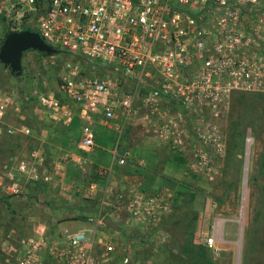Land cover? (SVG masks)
Here are the masks:
<instances>
[{
	"label": "rangeland",
	"instance_id": "374dc122",
	"mask_svg": "<svg viewBox=\"0 0 264 264\" xmlns=\"http://www.w3.org/2000/svg\"><path fill=\"white\" fill-rule=\"evenodd\" d=\"M48 2L36 0L34 9L16 16L0 0V47L13 22L36 29ZM66 61L76 64L81 75L95 68L60 50L24 51L19 73L0 61V91L14 101L5 120L13 124L21 115L31 128L30 135L0 131V264L1 247L17 235H32L34 225L45 226L48 244L63 240L55 228L63 221L98 229L93 250L99 264H167L166 254L185 257L188 264H264V94L232 96L219 120L222 152L214 157L210 174H202L192 168V118L181 123L183 151L160 135L163 119L180 109L167 102L156 109L139 97L129 118L116 120L120 131L94 114L95 141L87 149L79 146L85 123L79 117L67 126L46 119L30 93L38 88L61 96ZM112 77L119 80L120 74L112 72ZM130 86L129 81L122 84L121 92ZM35 150L42 158L38 173L49 180L31 184L13 167L22 159L35 161ZM125 151L129 154L119 163ZM11 169L18 193L9 190ZM140 195L154 201L137 202ZM208 238H213L211 245ZM41 256L42 264H56L47 249Z\"/></svg>",
	"mask_w": 264,
	"mask_h": 264
},
{
	"label": "built area",
	"instance_id": "2783aa9c",
	"mask_svg": "<svg viewBox=\"0 0 264 264\" xmlns=\"http://www.w3.org/2000/svg\"><path fill=\"white\" fill-rule=\"evenodd\" d=\"M6 1L7 11L16 16L36 5V0ZM13 24L14 31L21 30ZM34 31L57 50L94 63L88 75H81L76 64L66 61L58 86L61 96L38 88L30 93L49 121L67 126L77 116L85 122L79 144L84 149L94 145V114L120 131L116 120L129 118L139 97L156 109L167 102L180 109L163 119L161 137L183 151L186 133L181 123L192 118V168L210 174L214 157L222 152L219 120L232 96L264 94V0H49ZM99 66L106 71H98ZM112 72L120 74L119 80ZM128 81L130 88L121 92ZM13 105L11 94L0 91V131L30 135L21 115L16 123L6 122ZM126 154L118 155L119 163L125 162ZM31 156L35 161L22 159L14 170L31 184L47 182L49 177L38 173V151ZM14 170L7 172L9 190L18 193ZM139 200L154 201L148 195ZM32 229V235H17L1 247L4 264H42L45 249L56 264H99L93 250L96 227L64 229V239L50 244L45 226ZM207 241L211 245L213 238Z\"/></svg>",
	"mask_w": 264,
	"mask_h": 264
},
{
	"label": "water",
	"instance_id": "95a60500",
	"mask_svg": "<svg viewBox=\"0 0 264 264\" xmlns=\"http://www.w3.org/2000/svg\"><path fill=\"white\" fill-rule=\"evenodd\" d=\"M28 49H36L45 53H56L58 51L48 45L34 30H15L4 37L0 47V61L6 66L8 65L12 72L19 73L22 53Z\"/></svg>",
	"mask_w": 264,
	"mask_h": 264
},
{
	"label": "trees",
	"instance_id": "16d2710c",
	"mask_svg": "<svg viewBox=\"0 0 264 264\" xmlns=\"http://www.w3.org/2000/svg\"><path fill=\"white\" fill-rule=\"evenodd\" d=\"M25 29H30L28 27H21V30H25ZM31 30H35V29H31ZM14 31L13 29H9L6 30L3 34V37H5L7 34H9L10 32ZM75 119V117H74ZM73 119V120H74ZM8 205H10V202H7ZM166 262L167 264H188L187 258L182 257V256H176V255H172V254H166Z\"/></svg>",
	"mask_w": 264,
	"mask_h": 264
},
{
	"label": "crops",
	"instance_id": "0c3cea01",
	"mask_svg": "<svg viewBox=\"0 0 264 264\" xmlns=\"http://www.w3.org/2000/svg\"><path fill=\"white\" fill-rule=\"evenodd\" d=\"M84 224L86 223L81 224L80 222V224H77L75 221H63V222L58 223L55 228L57 229V231H60V233H63L64 229L76 230L77 225H79V228H80V227H83Z\"/></svg>",
	"mask_w": 264,
	"mask_h": 264
}]
</instances>
